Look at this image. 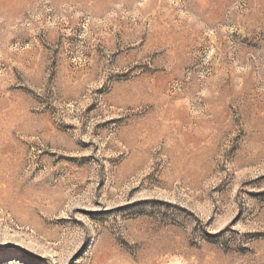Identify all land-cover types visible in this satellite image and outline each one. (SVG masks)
<instances>
[{"label": "rangeland", "instance_id": "1", "mask_svg": "<svg viewBox=\"0 0 264 264\" xmlns=\"http://www.w3.org/2000/svg\"><path fill=\"white\" fill-rule=\"evenodd\" d=\"M0 264H264V0H0Z\"/></svg>", "mask_w": 264, "mask_h": 264}]
</instances>
